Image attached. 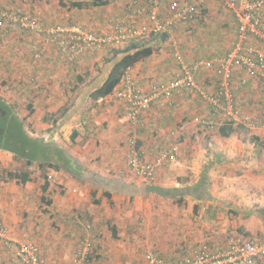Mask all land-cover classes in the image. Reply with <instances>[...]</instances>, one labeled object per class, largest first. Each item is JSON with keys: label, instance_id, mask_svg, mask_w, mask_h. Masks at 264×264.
<instances>
[{"label": "crops", "instance_id": "obj_1", "mask_svg": "<svg viewBox=\"0 0 264 264\" xmlns=\"http://www.w3.org/2000/svg\"><path fill=\"white\" fill-rule=\"evenodd\" d=\"M21 1H37L36 8L25 9L46 24L78 25L95 33H114L117 21L126 19L134 6L133 0H111L92 10L64 8L58 0ZM167 1L160 2V13L168 11ZM142 7L146 9L147 4ZM206 9L209 14L205 16H218L224 23L222 18L228 12L236 22L235 13L222 0H205L200 12ZM192 28H176V40L164 43L160 51L126 74L149 92L179 75L176 56L192 64L198 57L212 60L230 51L223 46L229 35L221 24L204 28L205 37L197 35L203 32L195 31L194 25ZM9 31L0 28V98L17 104V113L26 119L31 136L62 151L60 164L44 173L22 161V170L32 179L25 184L0 181V223L13 239L26 237L36 244L47 264H72L85 238L94 245L88 264H99L101 256L109 260L103 264H145L149 252L179 261L191 257L202 244L221 250L232 243L264 240L263 129L227 137L218 129L204 131L195 118L213 115L206 100L192 90L175 92L167 104L152 105L142 113V124L134 125L129 104L117 97L122 82L113 94L98 100L92 97L106 77L103 66L107 67L114 47L89 50L69 62L43 37ZM184 32H194L201 40L190 41L189 46L178 43L192 39L181 38ZM9 35H13L11 44L5 39ZM94 68L99 75L95 88L87 94L81 92L80 85L96 77ZM239 74L243 72H236V81ZM78 77L84 82L79 83ZM196 78L207 91H215L220 81L216 70H201ZM235 97L245 115L264 120L263 80L249 79ZM63 108L69 111L64 123L57 114ZM68 129H72L70 134ZM74 131L78 135L72 142ZM133 139L147 160L172 145L178 147L176 159L158 171L155 181L137 176L128 166ZM13 158L0 150V170H12ZM43 175L49 183L45 193ZM43 196L51 203H45ZM103 208L107 209L104 218ZM101 222L110 227V237L117 241L104 239L106 229H97ZM90 225L93 231L87 230ZM0 264H21L1 242Z\"/></svg>", "mask_w": 264, "mask_h": 264}, {"label": "built area", "instance_id": "obj_2", "mask_svg": "<svg viewBox=\"0 0 264 264\" xmlns=\"http://www.w3.org/2000/svg\"><path fill=\"white\" fill-rule=\"evenodd\" d=\"M161 1L133 0L134 6L129 9L126 19L117 21L114 33H95L72 24L49 25L30 14L7 9H0V28L18 29L41 36L46 43L54 44L69 62H73L89 50L118 48L132 40L171 34L176 24L196 20L205 3V0L171 1L168 3V15L163 16L159 11ZM222 1L235 13L238 26V39L224 57L212 60L201 58L187 64L178 55L179 75L167 83L151 87L149 92L128 74L125 75L122 87L117 90V97L129 104L130 121L134 125L142 124V113L152 105L167 104L175 92L192 90L206 100L213 115L210 119L195 118L204 131L219 130L226 122H231L235 128L243 126L253 132L264 130V120L245 115L236 105L235 97L249 79L264 81V0ZM142 3L147 4L146 9ZM252 39L260 43H254ZM201 70H216L218 73L220 81L214 93L206 91L197 81ZM237 71L243 72L238 75V81L235 77ZM131 143L133 152L128 166L137 176L149 181H155L158 171L174 161L178 153V147L172 145L154 159L147 160L137 147V141L133 139ZM86 228L89 231L92 227ZM0 241L21 264H47L36 244L13 239L7 227L1 223ZM93 253V242L89 238L83 239L72 264H88ZM144 259L145 264H264V240L232 243L221 250L202 244L191 257L179 261L160 258L153 252L147 253Z\"/></svg>", "mask_w": 264, "mask_h": 264}, {"label": "trees", "instance_id": "obj_3", "mask_svg": "<svg viewBox=\"0 0 264 264\" xmlns=\"http://www.w3.org/2000/svg\"><path fill=\"white\" fill-rule=\"evenodd\" d=\"M58 1L60 6L64 8L83 9L92 6H105L108 5L111 0H72L70 2H66V0ZM191 22L193 21L187 23H190L189 25H191ZM157 37L161 38L162 41H167L170 34H162L151 38ZM144 40L145 39L132 40L130 43L124 45L123 48L118 47L112 50L113 55L107 60L106 77L104 81L94 90L92 94L94 99L98 100L113 94L130 68L153 55L154 48H152V46H148ZM78 81L79 83L84 82V78L78 77ZM66 111L67 110L63 108V112L61 114L64 115ZM48 119H51V117H48ZM25 121L26 119L20 118L11 103H7V101L0 98V150L9 152L15 159L24 161L29 167L37 164L43 173L47 168L57 167L60 164V157L62 156L61 149L52 144L44 143L42 139L31 136L30 130L26 127ZM56 121L57 120H55V122ZM238 131L246 132L249 130L243 126L235 128L231 122H226L224 126L219 128L220 134L225 137ZM77 135L78 133L76 131L72 133V142L75 140ZM43 178L45 182L42 186V190L43 193H45L49 188V183L45 175H43ZM30 180L32 179L27 171L0 170V181H17L21 184H25ZM42 199L45 203H51V201L47 200L45 196H43ZM112 229L114 233L113 235L116 236L114 227H112ZM92 258L93 255L91 259Z\"/></svg>", "mask_w": 264, "mask_h": 264}, {"label": "rangeland", "instance_id": "obj_4", "mask_svg": "<svg viewBox=\"0 0 264 264\" xmlns=\"http://www.w3.org/2000/svg\"><path fill=\"white\" fill-rule=\"evenodd\" d=\"M28 1V0H27ZM69 1H72V0H69ZM185 1H187V0H184L183 2H185ZM28 2H30V1H28ZM171 2V0H168L167 1V4L168 3H170ZM217 2H221V0H217ZM16 4H18V6L16 5ZM37 1L36 2H33L32 4H27L26 2H23V1H21V0H0V9H7V10H12V11H19V12H24V13H27V14H29L27 11H26V9L25 8H32V9H34V8H36L37 7ZM204 7V6H203ZM203 7H202V9H203ZM93 8H95V7H88V8H86V9H90V10H92ZM98 8H102V7H98ZM201 9V10H202ZM205 10V9H204ZM162 13H163V15L164 16H166V14H167V11H166V9H162ZM31 14V13H30ZM204 14V16H202ZM205 14H209V9H206V11H204V13H203V11L202 12H199V14L197 15V18H196V20L194 21V22H191L192 24L191 25H189L190 23H178V24H176L175 25V27H174V30L177 28L178 30L180 29V28H182V29H184V30H193V28H192V25H194V28H195V31H201V32H203V29L204 28H206L207 26H210L211 24H214V23H216V24H221L222 25V29H224L225 30V32H226V35H229V37H228V40L227 39H224V41H226V44H223V46H228L229 48H230V50L232 49V46L234 45V43L236 42V40L238 39V28H237V21L235 22V20H233L232 18H231V16H230V14L228 13V12H226L225 13V16L222 18L223 20H224V23H222L220 20H219V18H218V16L217 17H211V15L210 16H208V15H206L205 16ZM229 14V15H228ZM214 18H216V19H214ZM196 22V23H195ZM194 23V24H193ZM50 25V24H49ZM188 26H190V27H188ZM172 31V33L170 34V37H169V39L167 40V41H162L161 40V38H159V37H157V38H151V39H149L148 41L146 40L145 41V43L148 45V46H152V48H154V53H156V52H158V51H160L161 49H162V47H163V45H164V43H170V42H168V41H171L172 42V40H176V38L175 37H177V35H176V31ZM12 32H15V33H17V34H26L24 31H21V30H18V29H15V30H11ZM12 32H8V33H12ZM205 32H207V31H205ZM205 32H203V33H200V34H198L197 33V35H199V36H202V37H205ZM7 33V34H8ZM14 33V34H15ZM185 33V36L184 35H180L181 36V38H184V37H191L192 39L190 40V39H188V40H186V39H180L179 41H178V43H180V41H182V44H188V46L190 45L188 42H190V41H200L201 40V38H197L196 36H195V33L194 32H192V33H188V32H184ZM174 35H176L175 37H174ZM11 36H13V35H9L8 37L6 36V40H9V41H7V43L8 44H11L12 43V41H10V37ZM252 41L254 42V43H258L256 40H254V39H252ZM230 42V44H228V43ZM231 42H232V44H231ZM124 46H121V48H123ZM113 49H115V48H112V50ZM169 49H171V47H169ZM112 50H111V52H110V55H109V57L111 58V54H113V52H112ZM228 52V51H227ZM224 55V54H223ZM223 55H218V56H214L215 57V59H220L221 57H223ZM109 57H107V60L109 59ZM213 57V58H214ZM103 58V57H102ZM201 58H206V57H198V58H196V59H201ZM102 60V59H101ZM103 61V60H102ZM176 63H177V65L179 64L178 63V60H176ZM103 64V63H102ZM101 64V65H102ZM103 68H105V69H107L105 66H103ZM180 70V69H179ZM92 71V70H91ZM97 70H96V68H94V70L92 71V73H93V76H94V74H96V77L92 80L91 78V81L89 82V83H86V82H84L83 83V85H80V87H79V89H80V91L82 92H86V94L89 92L88 90H91V89H94L95 88V85L96 84H94V81H95V79L96 78H98L99 77V75H97V72H96ZM95 72V73H94ZM174 79V78H173ZM172 79V80H173ZM206 90V89H205ZM88 91V92H87ZM207 91V90H206ZM208 92H213L214 93V91L213 90H208ZM78 98H81L80 96L78 97ZM78 98H76V99H78ZM12 105H13V107H14V109H15V111L17 112L18 111V109H17V104H15V103H11ZM63 112V109H61V110H59V112H57V114H58V121L60 120L62 123H64L65 122V118L68 116V113H69V111H66L67 113L65 114V115H62L61 113ZM19 114V113H18ZM67 115V116H66ZM19 116H20V118H22L21 117V114H19ZM28 128V127H27ZM29 129V128H28ZM68 131H70L68 134H70L71 132H72V129H68ZM14 159V158H13ZM16 159H14V161L13 162H15L13 165H12V170L13 171H26V170H22V169H24L25 167V165H23L24 163L22 162V161H17ZM19 169H21V170H19ZM35 169H38L39 170V167H38V165L37 164H35ZM107 209H104L103 208V211L101 212L102 213V216H103V218L104 217H106V213L104 212V211H106ZM109 211H110V213H113L114 212V210L113 209H109ZM99 228H97V229H99L101 232H103V230L104 229H106V231H107V237H104V239H108V241H109V239L110 240H112V241H117V240H115L113 237H112V235H111V237H110V233H111V230H110V227L108 226V228H106V226L105 225H103V222H101V224H99V226H98ZM92 228L94 229V226H92ZM92 230V229H91ZM93 231V230H92ZM10 233V232H9ZM103 234V233H102ZM23 239H25V240H28L26 237H23ZM1 242V241H0ZM1 244L3 245V243L1 242ZM4 246V245H3ZM5 247V246H4ZM7 251L8 252H10L8 249H7ZM118 258V260H121L119 257H117ZM136 258V257H135ZM95 259L96 260H99L100 259V255H97L96 257H95ZM101 261H98L99 262V264H103V262H106V263H108V259L106 258V260H104V257L103 256H101ZM111 259L113 260V261H115V258L114 257H111ZM126 259H130V257H127ZM142 259H143V255H142Z\"/></svg>", "mask_w": 264, "mask_h": 264}]
</instances>
